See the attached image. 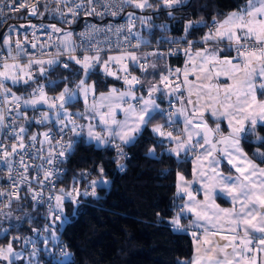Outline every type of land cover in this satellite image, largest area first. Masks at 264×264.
<instances>
[{
  "label": "snow or ice",
  "instance_id": "6c2138e0",
  "mask_svg": "<svg viewBox=\"0 0 264 264\" xmlns=\"http://www.w3.org/2000/svg\"><path fill=\"white\" fill-rule=\"evenodd\" d=\"M2 2L3 0H0V3ZM55 3L62 6L53 10L59 14L60 22L72 24L76 22L80 12L86 16L115 17L123 11L125 6L141 11L145 9L159 11L172 9L182 4L183 0H156L155 3L152 0H55ZM15 4L16 0H12L10 7L14 11L28 8L31 15H37L36 4L30 6L25 2L20 3L19 7ZM98 5L103 7V11L97 10ZM167 15L172 17V12L169 11ZM127 17V24L115 29L111 25L104 28L87 25L86 30L79 33L82 38L80 44L75 43L71 31L59 28L55 24L42 25L41 27L46 31L50 29L48 37L52 43L49 45L45 42L39 47L41 49L56 48L49 59L37 58L35 53L30 54L24 45L31 43V48L35 49L37 43L28 41L27 37L24 40L17 39L15 48L12 47L11 36L3 37L0 44V130L10 129L9 139L13 142L5 144L0 138V164L7 170V179L11 187V191L0 190V198L7 199V204L0 199V216H11L10 213H3L2 209L10 207L14 199L17 201L21 199L19 193L22 185L28 186L33 207L42 203V189L45 186L51 185L54 188L53 180L58 178L59 172L55 164L61 162L66 153L71 152L74 143L71 137L65 142L64 137L69 133L72 137H77L84 131L85 126L77 124L75 117L79 116L82 119L99 117V122L105 126L106 135L96 132L95 125L88 123L87 136L90 139L104 144L108 143L110 138L112 140L118 138L122 144H130L158 115L164 117L165 123L154 125L152 132L175 145V147L165 148V153L174 154L177 158L182 152L185 155L189 152L200 153L196 156V159L200 161V167L194 168L193 174L194 177L198 175L200 178L204 194L203 201L196 200L190 191L192 182L185 181L184 176L178 174L177 194L185 193L188 197L183 210L195 216L188 227H198L203 231V236H198L196 232L192 233L197 245L196 254L187 264H264V260L258 259L260 255H264V167L249 158L241 146L242 138L246 139L247 134L256 132L258 122L264 124V100H259L257 97L258 91L264 95V0H246L239 10L230 12L224 20L219 21L213 18V27L201 38L205 44L214 42L219 45L227 41L226 49L234 50L235 56L222 58L221 54L225 52V48L206 47L202 51H197L193 57L191 55L193 42L189 41L188 48L184 49L185 55L188 56L184 72L169 68L166 74H160L158 82L142 81L139 77L131 75L126 62L130 61L142 73H147L149 68H157L156 63L148 62V57L163 58L164 53L154 51L138 57L134 53L124 51L119 55H107L105 59L103 54L106 49L101 46L104 42L95 40V36L101 32L115 31L116 34H120L125 28L132 34L136 19H139L142 25L152 27L148 23L151 17H137L133 12H129ZM196 24H205V22L203 20L188 21L184 26L185 36ZM31 27L36 28L35 25ZM159 27L166 28L165 25ZM56 33L62 35L53 40ZM33 37L38 39L35 37V31ZM124 39L127 41L129 37L126 36ZM139 46L138 42L134 47ZM77 49L90 54L77 56L74 54ZM173 54L175 53L171 50L167 53V55ZM43 55L42 52L41 56ZM64 55L67 56L68 61L78 66L76 74L80 76V79L75 88L65 86L57 96L50 97L45 88L55 86L56 82L48 81L45 85L38 84L37 80L47 81L48 71L52 66L69 69L68 63L60 64V59ZM22 56L26 62H21ZM141 59L143 63L140 62ZM113 64L118 66L117 71L123 75L112 71ZM189 67L193 69L191 74L196 75L197 80L209 81L206 84H200L195 93L191 91L195 85L188 80ZM213 69H217L214 75ZM94 72H102L105 76L122 80L126 86L124 91L112 87L106 94H100L102 101H109L106 112H101V106L96 103L88 104L89 96L91 95L94 99L97 89L96 81L89 83ZM181 75L183 80H180ZM221 75L227 76L232 81L223 88L213 83ZM8 82H11L13 86L31 87V91L27 96L17 95L8 86ZM61 82L67 83L66 80ZM140 86L145 87L146 95L144 93L137 95L136 89ZM185 88L188 90V96L181 98L183 97L182 89ZM157 94L169 97L167 111L156 102ZM78 96H82L84 100L85 111L71 113L66 105L76 100ZM173 97L183 105L182 108L172 109ZM125 98L135 103L128 102L127 107H123ZM112 101L120 103L113 104ZM38 105H46L55 113V131L49 128L47 131L28 136V127L31 123L45 125L52 120L49 111L39 112L38 116H28L27 109L39 111ZM117 109L125 113L123 121L115 118ZM206 112L217 120L220 117L227 119L229 128L227 135L221 133L219 123H216L215 128L209 127L207 120L204 119ZM178 115L183 117V128L174 129L178 134L174 135L173 131H164L165 125L171 128L176 123L175 117ZM21 120L25 123L20 124ZM256 139L264 144V137L256 135ZM157 143H163V140H158ZM116 147L119 155H124L119 145ZM148 152L154 154L155 147L150 148ZM255 155L260 159L261 164H264V151L257 149ZM30 160L40 162L30 163ZM222 161L227 162L230 171L234 170V175H226L220 170ZM29 169L35 171L36 175L30 178ZM41 173L43 179H40ZM99 173L101 181L106 184L107 180L103 179L102 167ZM33 182L38 184L41 191L31 187ZM97 184V180L90 182L92 187L90 193L88 191L81 193L78 187H74L71 191L60 189V195L48 196V215L45 218L49 223L42 229H32L37 239L44 233L48 234L43 235L44 248L38 249L36 240L32 237L24 239L26 245H32L31 257H36L40 251H48L49 236L53 241L56 240V222L64 223L62 217L65 216V200L77 204V197L80 195L95 196ZM218 191L231 198L233 204L231 209H220L215 204L214 200ZM209 209L212 210L211 215H209ZM34 219L36 217L28 216L29 223ZM172 224L178 229L181 228L180 213L173 218ZM0 231L6 234L8 230L0 229ZM240 232H243V235H240ZM19 239L18 236L13 237V240ZM60 251L65 256L69 255L64 249ZM19 259H22V253L17 252L11 242L6 246L0 245V262L13 264L14 260ZM29 264H32L31 260Z\"/></svg>",
  "mask_w": 264,
  "mask_h": 264
},
{
  "label": "trees",
  "instance_id": "16d2710c",
  "mask_svg": "<svg viewBox=\"0 0 264 264\" xmlns=\"http://www.w3.org/2000/svg\"><path fill=\"white\" fill-rule=\"evenodd\" d=\"M153 3L156 0H152ZM246 0H183V3L172 9L143 11L130 7L137 17H151L148 21L151 28L142 25L139 19L135 20L134 36L141 48L151 46H164L174 44L179 51L168 56L170 66H182L183 49L188 42L195 45L208 30L213 18L221 20L228 12L242 6ZM171 11L172 17L167 13ZM16 17V16H15ZM19 19L40 20L34 15L32 18L21 13ZM14 18L0 27V40L4 28L8 23L17 22ZM203 20L206 24H196L189 29L185 36L184 26L188 21ZM165 25L166 28L159 27ZM169 41H172L169 43ZM163 58L155 57L152 63L157 64L156 69H148L147 73L135 72L142 81L157 82L163 70ZM69 69L62 66H52L48 71L49 81L56 85L46 88V93H54L65 86H71L79 79L76 74L78 66L67 61ZM44 80V79H41ZM66 80L67 83L61 81ZM89 81L97 82L98 91L106 90L110 85L121 86L119 80L94 72ZM14 89L20 91L18 86ZM136 90H143L140 86ZM79 100L66 105L73 107ZM29 110L27 109V112ZM164 117L156 118L137 136L136 140L127 145H121L128 151L127 158H121L116 145L97 147L78 137L72 147L69 157L64 162V172L57 181L60 189L71 191L78 187L80 191L97 180L96 195H80L78 203L64 202L65 219L60 226L56 222V242L48 251H40L36 256L39 264H186L192 254V241L188 234L174 232L171 229L174 212L176 210L174 197V176L176 172L184 177L190 175V157L184 155L176 160L162 151L165 141L163 137L152 135L149 126L155 123L164 124ZM47 124V123H46ZM45 124V125H46ZM41 127H44L42 125ZM168 127L165 125V128ZM40 129V128H39ZM35 132L31 125L27 134ZM256 135L264 137V124H257L254 134H247L241 139V146L247 155L261 164L255 155V149L264 151V144L255 140ZM163 140V143H157ZM255 140V141H254ZM120 146V145H119ZM155 147V153L148 150ZM122 166V167H121ZM104 169L101 181L100 168ZM91 191L92 187L90 185ZM89 191V193L91 192ZM82 193V192H81ZM19 201L14 200L9 207L13 214H25L23 219L7 217L0 224V229H7L5 234L0 231V245L11 238L12 244L25 233H32V229H42L49 221L44 220L45 206L41 203L32 208L31 202L25 196ZM15 207V208H14ZM27 214V215H26ZM28 216L36 217L31 223ZM20 218V217H18ZM184 222V221H183ZM47 234V233H46ZM43 234L38 239V249H43ZM61 249L69 253L67 259L62 257Z\"/></svg>",
  "mask_w": 264,
  "mask_h": 264
},
{
  "label": "built area",
  "instance_id": "2783aa9c",
  "mask_svg": "<svg viewBox=\"0 0 264 264\" xmlns=\"http://www.w3.org/2000/svg\"><path fill=\"white\" fill-rule=\"evenodd\" d=\"M25 2L28 5H30V6L32 4H36V6L38 8V6L41 3H47V2L53 3L55 1L54 0H16L15 6L19 7L20 3H25ZM11 4H12V0H3V2L0 3V9H2V11H0V27L5 25L7 21L13 20L17 14L30 12L28 8H21L19 11H14L12 9V7H10ZM59 7L62 8L61 5H59ZM130 7L131 6H125L123 11L120 12V14L115 16V17H113L111 15H107V16H104V17L86 16V15H84L83 12H80V14H79V16H78V18H77L75 23L63 24V23L60 22V17L58 18V22H59L60 28L68 30V31H71L73 33V40L75 41V43L76 44H80L82 42V38L79 36V33L84 32L86 30V26L87 25H96L97 27H100V28H104L105 26L111 25L113 27V29H115L116 27H118L120 25H126L127 22H128L127 14L129 12H132L129 9ZM97 10L98 11H103V7L101 5H98L97 6ZM113 10H116V9H113ZM69 19H71V17H69ZM134 23H135V20H134ZM31 25H35L36 28L33 29L31 27ZM42 25H45V24L42 21H40V20H31V22L27 26H20L16 22L8 23L6 25V27L4 28V31H3L2 36H1V39L5 35L11 36L12 40H13L12 47L15 48V41L17 39L24 40V38L27 37L28 41L37 43V48H35V49L31 48V43H26L24 45V47L26 49H28L29 53L30 54L31 53H35L37 58L49 59V58H51V54L55 53L56 48H54V47H45V48L41 49L39 47L40 44L45 43V42H47V44H49V45L52 43V41L49 40V37H48V31H50V29L46 31L43 27H41ZM212 27H213V24L211 22L209 27H208V30H210ZM34 31H35V37L38 38V39H35L33 37V32ZM126 36L129 37V39L127 41H125V39H124ZM52 39L54 40L55 36H53ZM95 40H100V41L104 42L101 45L102 47H104L106 49L104 54L112 53V52H124V51L129 52V51H134V50H145L146 53H149L150 50H152V52L157 51V52H160V53H164L165 56L163 57V60H162L163 70L161 72V73H164V74H166L167 69H169V68L172 69V67L170 66V64L168 62V56L169 55H167V53L170 50L172 52H175L177 50V47L174 44H169V45L166 44V45H164L162 47H160V46H151V47H148V48H145V49L141 48V46H139L138 48L134 47L138 43V41L135 38V36L133 35V33L130 34L127 31V28H125L120 34H116L115 31L110 32V33L101 32V33H99L98 35L95 36ZM93 42H95V41H93ZM220 44L223 45L226 48L227 41L222 42ZM42 52L44 53L43 56H41ZM229 52H230L231 56H235L236 55V52L234 50L233 51H229ZM74 54L77 55V56H82L84 54H90V53H84L80 49H77L76 53H74ZM64 56H66V55H64ZM64 56H62L61 59H60V64L61 65L63 63H66L65 60L63 59ZM20 59L22 61L26 60L23 56ZM140 62L143 63L144 62L143 59H141ZM135 68H136V70H139L138 67L135 66ZM139 72H141V71L139 70ZM39 81L41 82V84L47 85L49 80L46 81V80L38 79L37 80L38 84H39ZM120 81H122V80H120ZM32 87H35V85H32ZM46 88H48V87H46ZM46 88H45V91H46ZM24 89H25V91H29V92L31 91V87L24 88ZM156 101L159 103L160 107L162 109H164L165 111H167L169 109V97L167 95L157 94ZM178 106H179V101L175 97H173L172 98V109L175 110V109L178 108ZM39 112H42V111L41 110H39V111L29 110L27 112V114H28L29 117H32V116H38ZM19 123L23 124L25 122L23 120H21V121H19ZM31 125H33L35 127V132L34 133L40 132V130H42L44 132V131H47L49 128H52L53 131H55L54 123H47L46 125H44V127H41L42 125H37L34 122L31 123ZM32 134H30V135L27 134V135L31 136ZM9 135H10V129L0 130V138L3 139L5 144H10V143L13 142L11 139H9ZM70 137L74 141V143H73V146H74L77 138L76 137H72L71 133H69L68 136H65L64 140H65V142H67ZM41 139H42V137H41ZM57 139H59L58 136H57ZM26 142H27V137H26ZM45 147H47V146L45 145ZM119 148L122 149L124 155L121 156V155H119V153H118V155L121 158H127L129 156L128 151L125 150V148H123V146H121V145L119 146ZM70 153H66L65 158H62L61 162H57L55 164V167L59 170V172H58V178L53 180L54 188L51 185H47V186H45L42 189V204L45 206L44 220H46L45 217H47V215H48V204H47L48 196L49 195L55 196V195H60L61 194L60 188L57 185V181L61 177L62 173L65 170L64 162L67 160V158L69 157ZM29 162L30 163L31 162L39 163L40 161H31L30 160ZM28 175L31 178V177L36 175V172L33 171L32 169H29ZM40 179H43L42 173L40 175ZM31 187L33 189H36L37 191H41V189L39 188L38 184L35 183V182H33L31 184ZM0 190L11 191L10 181H8V179H7V170H6V168H4V166L2 164H0ZM86 191H88V192L91 191L90 184L86 187ZM19 195L27 197L30 200V202H31L32 208H36L38 206V205H36L35 207H33V202L31 201V197L28 194V186L27 185H22L21 186ZM0 199H3V203L4 204L7 203V199L6 198H0ZM53 203H54V201H53ZM26 237H32L33 239H35L36 240V247L39 248L38 239H37L36 235L33 232L32 233L25 232L21 236L22 243H24V239ZM26 246L32 251V245L31 244H27Z\"/></svg>",
  "mask_w": 264,
  "mask_h": 264
},
{
  "label": "crops",
  "instance_id": "0c3cea01",
  "mask_svg": "<svg viewBox=\"0 0 264 264\" xmlns=\"http://www.w3.org/2000/svg\"><path fill=\"white\" fill-rule=\"evenodd\" d=\"M55 1V0H54ZM245 4V3H244ZM243 4V5H244ZM59 5H57L55 2L53 3H41L39 6H38V12H37V18H40L42 17V22L45 24V25H51V24H55L57 27L60 28V25H59V22H58V18H59V14L53 10H55L56 8H58ZM241 7V6H240ZM239 7V8H240ZM239 8L235 9V10H232L230 12H233V11H237L239 10ZM228 12L221 20L219 21H222L225 19V17L230 13ZM20 14H17L16 17L17 19L20 18ZM34 16V15H33ZM15 17V18H16ZM31 22V20H28V19H19L17 20V24L20 25V26H27L29 23ZM209 32V30H207L204 35L202 37H204L207 33ZM62 34L61 33H56L54 36H55V39L57 37H60ZM133 35H134V32H133ZM201 37V38H202ZM201 38L198 40V42L195 44V45H192V48H191V55L193 57H195V53L197 51H202L204 48H214V47H219V48H225L223 45L219 44V45H216L214 42H209L207 44L203 43ZM54 39V40H55ZM225 42V41H224ZM1 44V43H0ZM188 46H186L184 49H187ZM178 49V48H177ZM184 49L182 50L183 53H182V66L180 68H175V69H179L181 71V73L184 72L185 70V64H186V61L188 60V56L185 55V52H184ZM129 52H133V53H138L140 52L142 54L141 57H143L146 53L145 50H134V51H129ZM178 51H175L174 53H177ZM5 54L6 51L4 52ZM112 53H121V52H112ZM149 53H152V50L149 51ZM109 53L107 54H103L104 58H106V55H108ZM232 57L230 55V52L225 48V52L221 54V57ZM155 57L154 56H149L148 57V62L149 63H152V60L154 59ZM65 60V62L67 63L68 59H67V56H64L63 58ZM128 63V69H129V72L131 75H134V76H137L135 74V72H132L131 71V67H135V65H133L130 61L126 62ZM198 63V61H197ZM116 68L115 66H112V71H114ZM173 69V68H172ZM173 69V70H175ZM188 71H189V77H188V80L191 82V84L195 85L194 87L191 88V91L193 93H195L197 90H198V86L200 84H206L208 83L209 81L207 80H197L196 79V75H193L191 74L193 69L191 67L188 68ZM215 71H217V69H213L212 70V74L214 75ZM140 74L142 72H139ZM123 74V73H122ZM161 74V73H160ZM160 74H159V77H160ZM199 73H197L198 75ZM118 75H121L120 73H118ZM159 77H158V80L159 81ZM180 80H183V75L180 76ZM120 81V80H119ZM122 83L121 86H117V85H110L109 87H115L117 89L119 88H124V83L123 81H120ZM155 82V81H154ZM232 81L227 77V76H219L218 79H215L213 81V83H216L218 84L221 88L225 87L227 84L231 83ZM108 87V88H109ZM143 87V90L140 91V90H136V93L138 95H140L141 93H145V87ZM107 88V89H108ZM106 89V90H107ZM182 92H183V97L181 98H186L188 96V90L187 88L185 89H182ZM257 97L259 100H264V95H261L260 92L258 91L257 92ZM78 100V99H76ZM75 101V100H74ZM128 102H131V103H134V101H128L126 100V102L123 103V107H127V103ZM157 102V101H156ZM158 103V102H157ZM159 104V103H158ZM183 105L179 102V106L177 109L179 108H182ZM71 108H80V100L78 103H76L73 107ZM108 110L107 107H105L103 109V112H106ZM76 118V121L78 120H81L83 121L82 118H80L79 116L78 117H75ZM115 118L118 120V121H123L125 119V113L120 110V109H117L116 110V115H115ZM204 119L207 120V123L209 125V127H212V128H215L216 126V123H219L220 124V131L221 133H223L224 135H227L228 131H229V128H228V122H227V119H225L224 117H220L219 120H217L215 117H212L210 113L206 112L205 115H204ZM175 120H176V123L170 128V127H166L164 128V131H173V134L176 135L178 134L176 131H174V129H182L183 128V117L182 116H176L175 117ZM96 123H95V131L96 132H100L101 135H105L106 134V131H105V126L102 125L100 122H98V120L95 118L94 120ZM48 123H53V121H49ZM156 124H160V123H155V124H152L149 126V132L152 134V135H155V136H158L156 134H154L152 132V127ZM162 124V123H161ZM258 124H261L258 122ZM113 129H115V125H113ZM78 137H82L86 142H90L92 143L93 145L97 146V147H102V146H110V145H127V144H122L121 141L116 138L114 140H112L111 138L109 139V142L108 143H104V144H101L99 141H96V140H93V139H90L88 136H87V129H84V131L81 133L80 136H77L76 138L78 139ZM165 141V145L163 146L162 148V151L164 152V149L165 148H171V147H175V145L173 143H170L166 138L164 139ZM203 141H201L202 143ZM165 153V152H164ZM168 154V153H167ZM200 153L199 152H196V153H192V152H189L187 155L190 157V175L189 177H184L185 178V181H191V185H190V191L193 193V195L196 197V200L198 201H203L204 200V194H203V190H202V184L200 182V178L199 176H195L194 177V174H193V169L194 168H197L199 169L200 167V161H198L196 159V156L199 155ZM171 155L174 159L176 160H179L181 159L185 154L182 152L180 157L177 158L174 154H169ZM250 158V157H249ZM252 159V158H251ZM256 162V161H255ZM257 163V162H256ZM258 164V163H257ZM260 165V164H259ZM261 167H264L262 165H260ZM220 170L226 174V175H234V170L230 171V166L227 164L226 161H222L221 164H220ZM178 174H181L179 172H176L175 173V176H174V197H175V206H176V210L174 212V217H176V215L178 213H180V223H181V228H176L173 224L171 225V229L174 231V232H182V233H186L190 236L191 238V241H192V254H191V257L190 259L188 260L191 261L193 259V257L195 256L196 254V242L194 241V238L192 236V233L193 232H196L198 236H203V231L202 229H199L198 227H188L191 222L195 219V216L193 213L191 212H188L186 210H183L184 208V205H185V202L188 200V197L185 193H180L179 195L177 194V185H178ZM184 186H187V185H184ZM215 204L219 206L220 209H231L233 207V204H232V201H231V198L228 197L226 194H223V193H220L219 191L217 192L216 196H215V200H214ZM209 215L212 214V210L209 209ZM184 221V222H183ZM240 235H243V232H240ZM217 239H219L217 237ZM201 252L203 253V246L201 245ZM258 259L260 260H264V255H260L258 257ZM187 264V263H186Z\"/></svg>",
  "mask_w": 264,
  "mask_h": 264
},
{
  "label": "rangeland",
  "instance_id": "374dc122",
  "mask_svg": "<svg viewBox=\"0 0 264 264\" xmlns=\"http://www.w3.org/2000/svg\"><path fill=\"white\" fill-rule=\"evenodd\" d=\"M2 39H3V38H2ZM2 39L0 40V43H1V44H2ZM131 53H133V52H131ZM119 54H120V53H109L108 55H119ZM134 54H135L136 56H138V57H141V56H142V54H141L140 52H138V53H134ZM106 58H107V55H106ZM106 58H105V59H106ZM21 62H26V60H23V61L21 60ZM112 66H115L116 69H115L114 71H117L118 66H117L116 64H113ZM118 73H120V74L122 75L121 72L117 71V74H118ZM133 76H134V75H133ZM79 79H80V77H79ZM79 79H78L77 81H75L73 84H71V86H67V87H69V88H75L76 83L79 81ZM89 83H91V81H89ZM39 84H41L40 81H39ZM8 86L11 87V88H12V91L15 92L17 95L24 94L25 96H27V94L29 93V91H25V89H24L25 87H23V86H19V85H17L18 88L20 89V91H17L16 89H14L15 86L11 85V82H8ZM124 86H125V85H124ZM125 87H126V86H125ZM125 87H124V88H119V90H120V91H124V90H125ZM111 88H112V87H111ZM62 89H63V87H62L61 89H59L58 91L54 92V93H47V95L50 96V97L57 96V95L59 94V92H60ZM109 89H110V87H109L107 90L96 92V94H95V98H94V99H93V97L90 95V96H89V99H88V104L91 105V104H93V103H96L98 106H101V107H100V111L103 112V109H104L105 107H107V105L109 104V101H102V100L100 99V94H101V93H105V94H106V93L109 91ZM137 95H138V94H137ZM77 99L80 100V108H71V107L66 106V107L68 108V111H69V112H71V113H77V112H84V111H85V103H84V100H83L82 96H78ZM126 100H128V98H125V101H126ZM128 101H129V100H128ZM112 103L115 104V103H120V102H119V101H112ZM37 108H38L39 110H41V111H49V112L51 113V115H52V121H53V123L55 122V113L52 112V110L48 109L46 105H38ZM28 110H32V109L29 108ZM77 117H78V116H77ZM96 119H97L98 122H99V117H98V116L96 117ZM94 120H95V119H83V121L78 120V121H77V124L84 125V126H85L84 129H87V125H88V123H92L93 125H95L96 122H95ZM46 123H48V122H46ZM164 123H165V121H164ZM160 124H161V123H160ZM40 132H43V131L40 130ZM105 135H106V134H105ZM255 140H257L256 137H255ZM255 140H254V141H255ZM257 149H258V148L255 149V152H256ZM259 150H260V149H259ZM260 151H262V150H260ZM84 191H85L84 189L81 190L82 193H83ZM6 204H7V203H6ZM14 208H15V207H14ZM2 211H3V213H5V214L10 213L11 216H10V217H8V216H0V224H1L3 221H5V220L7 219V217L10 218V219L18 218V217H20V218H24V217H25V214H24V213H23V214H13L12 210H11L9 207H3ZM62 220L65 221L64 218H62ZM58 224H59L60 226L62 225L59 221H58ZM55 234H56V239H57V232H55ZM43 235H48V234L44 233ZM49 240H50V245H49V246L52 247L53 244L56 242V240L53 241V240L50 238V236H49ZM9 242H11V238H9V239H8L5 243H3L2 245L6 246ZM11 243H12V242H11ZM12 245H13V248H14L17 252L22 253V259L14 260V261H13V264H29V261H30V260L32 261V264H39V263L37 262L36 257H31V250H30V249H29L24 243L19 242V241H16V244H15V245L12 244ZM43 248H44V245H43ZM67 257H68V256H65V255L62 254V257L60 258V260H65V259H67ZM0 264H4V262H0Z\"/></svg>",
  "mask_w": 264,
  "mask_h": 264
},
{
  "label": "water",
  "instance_id": "95a60500",
  "mask_svg": "<svg viewBox=\"0 0 264 264\" xmlns=\"http://www.w3.org/2000/svg\"><path fill=\"white\" fill-rule=\"evenodd\" d=\"M26 16L29 17V18H32L33 17V15H31L30 12H27L26 13Z\"/></svg>",
  "mask_w": 264,
  "mask_h": 264
}]
</instances>
